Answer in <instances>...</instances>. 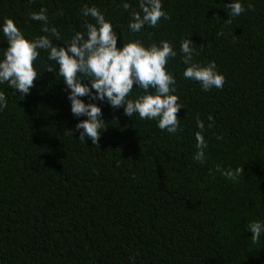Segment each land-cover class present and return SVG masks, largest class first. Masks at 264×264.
I'll return each mask as SVG.
<instances>
[{
	"label": "trees",
	"instance_id": "trees-1",
	"mask_svg": "<svg viewBox=\"0 0 264 264\" xmlns=\"http://www.w3.org/2000/svg\"><path fill=\"white\" fill-rule=\"evenodd\" d=\"M127 2L129 10L122 0H0V21L11 17L29 37L46 35L30 12L43 7L69 42L94 23L81 14L94 6L113 24L117 47L123 37L167 40L177 55L165 68L181 104L169 134L96 101L107 126L93 145L78 139L86 117L71 113L46 51L33 62L39 75L28 94L0 84V264H264V233L253 242L246 229L264 222V0H241L245 11L230 19L228 0H162L168 19L137 33L128 23L138 0ZM186 38L195 61H215L222 88L202 91L183 77ZM6 46L0 37V51ZM140 91L134 85L129 96Z\"/></svg>",
	"mask_w": 264,
	"mask_h": 264
},
{
	"label": "clouds",
	"instance_id": "clouds-1",
	"mask_svg": "<svg viewBox=\"0 0 264 264\" xmlns=\"http://www.w3.org/2000/svg\"><path fill=\"white\" fill-rule=\"evenodd\" d=\"M121 6L124 10L130 9L127 0H122ZM223 7L229 12V19L245 11L241 0H228ZM138 8V11H129L128 29L132 33L139 32L145 25L155 27L161 18L168 19L162 0H138ZM81 14L93 18L94 23L85 21L83 31H76L69 42L61 39L55 27L48 26L43 7L38 12H30L29 19L42 22L41 32L46 35L26 36L11 17H4L0 21V37L7 46L0 51V84L6 83L19 93V98L28 94L39 75L33 62L37 60L39 50H44L47 60L55 65L45 69L54 71L56 77L63 80L71 113L75 117H86L75 125V129L80 130L79 140L86 141L87 138L96 145L101 132L106 129L101 105L96 101H107L112 108L122 106L125 116L155 120L159 129L176 133L181 104L175 94V77L165 68L168 59L177 55L173 46L167 40L145 45L135 39L126 42L123 37L122 46L117 47L113 24L101 11L94 6H84ZM53 38L62 40L63 44H54ZM194 47L189 38L180 42L179 51L185 65L183 77L198 82L202 91L222 88L224 75L217 69L215 61L207 64L195 61ZM134 85L141 91L134 97L129 96ZM85 96L88 102L82 99ZM6 106V96L0 91V111ZM197 128H204L199 119ZM195 141V158L200 159L206 147L201 131L195 133ZM246 229L251 231V239L255 242L264 233V222H250Z\"/></svg>",
	"mask_w": 264,
	"mask_h": 264
}]
</instances>
